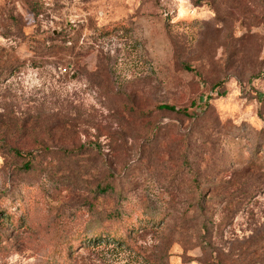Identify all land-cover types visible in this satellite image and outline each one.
Segmentation results:
<instances>
[{
    "label": "rangeland",
    "instance_id": "rangeland-1",
    "mask_svg": "<svg viewBox=\"0 0 264 264\" xmlns=\"http://www.w3.org/2000/svg\"><path fill=\"white\" fill-rule=\"evenodd\" d=\"M0 264H264V0H0Z\"/></svg>",
    "mask_w": 264,
    "mask_h": 264
},
{
    "label": "trees",
    "instance_id": "trees-1",
    "mask_svg": "<svg viewBox=\"0 0 264 264\" xmlns=\"http://www.w3.org/2000/svg\"><path fill=\"white\" fill-rule=\"evenodd\" d=\"M157 109H163V110H168V111H175L177 113H184L181 109L176 108L173 105L170 104H159ZM77 236H73L72 238H75ZM71 246L70 243H68V240H65V237L61 233H54L53 236V244H52V252L58 255L59 260H63L64 262L69 259L68 254V249Z\"/></svg>",
    "mask_w": 264,
    "mask_h": 264
}]
</instances>
